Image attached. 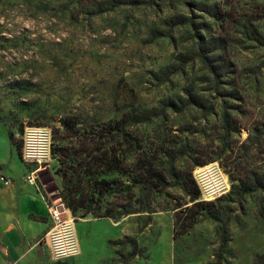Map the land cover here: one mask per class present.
<instances>
[{
  "label": "rangeland",
  "instance_id": "1",
  "mask_svg": "<svg viewBox=\"0 0 264 264\" xmlns=\"http://www.w3.org/2000/svg\"><path fill=\"white\" fill-rule=\"evenodd\" d=\"M0 112L22 154L26 128L51 130L37 181L61 224L72 221L57 231L76 251L75 223L109 219L123 222L112 264L162 263L165 253L175 264H213L216 223L187 208L259 183L231 205L223 264H264V0H0ZM163 150L185 152L177 177L143 192L147 153L157 151L163 173ZM210 166L221 189L207 200L211 183L196 171ZM70 178L111 183L85 217L67 207Z\"/></svg>",
  "mask_w": 264,
  "mask_h": 264
},
{
  "label": "crops",
  "instance_id": "2",
  "mask_svg": "<svg viewBox=\"0 0 264 264\" xmlns=\"http://www.w3.org/2000/svg\"><path fill=\"white\" fill-rule=\"evenodd\" d=\"M3 113L0 112V264H56L47 240L53 228L52 206L37 181L44 164L23 161L9 126L1 119ZM31 176L33 183L29 182ZM2 178L10 184L5 185ZM122 223L114 224L109 219L75 223L80 253L68 263L112 264L116 254L110 242L122 238ZM162 257L164 262L156 264H175L166 253Z\"/></svg>",
  "mask_w": 264,
  "mask_h": 264
},
{
  "label": "trees",
  "instance_id": "3",
  "mask_svg": "<svg viewBox=\"0 0 264 264\" xmlns=\"http://www.w3.org/2000/svg\"><path fill=\"white\" fill-rule=\"evenodd\" d=\"M200 61L206 66L209 72L215 74V69L210 64L209 60L205 57V55H200ZM174 74H178L179 70H176L173 72ZM171 107L170 103H166L164 105V108ZM156 116H145L143 118L144 123H152ZM226 125L228 124V117L224 116ZM120 129L119 132L124 131L125 128V119L120 121L117 124ZM116 126V127H117ZM159 151V147L157 149ZM162 153L164 154L165 161L163 162V173H159L158 167L160 166V159L158 158L157 151L154 153H147V157L145 160V165L142 170V172L138 175L140 176V183L142 184L143 192H155L159 191L162 188H166L167 186V180L170 178L177 177V171H176V161L177 158L180 155H184L185 152L183 150L175 151V150H163ZM103 156L99 157V159H102ZM87 158L84 159L86 163ZM75 161V160H74ZM79 161V159H78ZM158 162V166L157 163ZM82 166L83 164L79 162ZM110 163L113 165H116V158H111ZM85 165V164H84ZM197 166V165H196ZM192 172V170L190 171ZM189 175H192L189 173ZM87 177V175H85ZM64 179H67V176H63ZM136 179V178H134ZM80 182H84V180H80ZM110 182H107V180H102L100 182V185L104 186L105 188L98 189L96 186V181L91 180L89 178L84 182V186L80 184H72V179L70 178L68 180V185H70L67 188V193L65 200L67 201V207L72 210L74 214H76L80 209H86V212L84 213V217L89 214V208L91 205L94 204L93 199L94 196L98 195L100 198L106 195V191L109 190ZM257 187H261V184L257 183ZM257 187H250L247 185L239 186V188H234L232 191H230L228 194H224L216 199V201L213 202H204V201H198L201 197V191L198 186L195 184V192L191 196V200L193 202H196L193 204L192 207H188L187 211H201V212H208L214 222L216 223V236L218 238L219 242V249L215 256V262L213 264H223L224 263V257H225V250L228 247V245L232 242V237L229 232V224L231 222L230 213L231 211V205L232 204H238L240 203L241 199L245 197L246 195L254 192L257 190ZM150 196L147 197L149 200ZM224 203L229 205L228 207H224ZM149 207H146L145 210L149 212ZM229 212V213H228ZM221 213V215L219 214ZM133 213H130L129 210H125V215H130ZM223 221V222H222ZM124 243L131 244L133 246L132 256L137 255V245L136 240L134 238H129L124 240ZM112 246H114V242L110 243Z\"/></svg>",
  "mask_w": 264,
  "mask_h": 264
},
{
  "label": "built area",
  "instance_id": "4",
  "mask_svg": "<svg viewBox=\"0 0 264 264\" xmlns=\"http://www.w3.org/2000/svg\"><path fill=\"white\" fill-rule=\"evenodd\" d=\"M25 144L23 147V154L22 159L27 164H37L42 165L49 162V157L47 154L51 153V130L50 129H44V128H26L25 133ZM46 157V158H45ZM2 181L5 183V185H9L10 181L2 178ZM35 181L34 177L29 178V182L33 183ZM50 215L52 217L55 227L52 228L50 233L47 236V240L49 243V236L53 233V248L52 254L53 259L58 262H65V258L67 257H76L80 253V247L78 242V237L75 230V224L72 227V231L74 234V239L77 243V251L76 248H74V245L69 237L67 235L61 236L57 229L62 227L65 223L61 224L59 213L57 212V209L51 207L50 208ZM56 231V232H55Z\"/></svg>",
  "mask_w": 264,
  "mask_h": 264
},
{
  "label": "bare ground",
  "instance_id": "5",
  "mask_svg": "<svg viewBox=\"0 0 264 264\" xmlns=\"http://www.w3.org/2000/svg\"><path fill=\"white\" fill-rule=\"evenodd\" d=\"M211 166L210 167H206L204 169H201V170H198L196 171L197 174L200 173L201 174V177L202 179H206L208 180V184L211 183V179H210V175L208 173H210L211 171ZM199 175V174H198ZM212 178V177H211ZM210 179V180H209ZM213 180V178H212ZM214 181V180H213ZM228 187V186H227ZM221 189V186L218 185V184H214V183H211V189L208 191V194L206 193V198L207 200H210L215 194H217ZM227 191V190H226ZM72 221H67L65 224H71ZM73 225V224H72ZM70 226V225H69Z\"/></svg>",
  "mask_w": 264,
  "mask_h": 264
},
{
  "label": "water",
  "instance_id": "6",
  "mask_svg": "<svg viewBox=\"0 0 264 264\" xmlns=\"http://www.w3.org/2000/svg\"><path fill=\"white\" fill-rule=\"evenodd\" d=\"M56 264H70L68 262H56Z\"/></svg>",
  "mask_w": 264,
  "mask_h": 264
}]
</instances>
